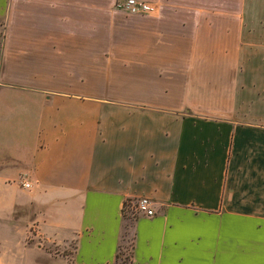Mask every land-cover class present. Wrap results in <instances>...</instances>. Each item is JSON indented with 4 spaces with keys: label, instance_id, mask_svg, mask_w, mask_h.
I'll list each match as a JSON object with an SVG mask.
<instances>
[{
    "label": "crops",
    "instance_id": "1",
    "mask_svg": "<svg viewBox=\"0 0 264 264\" xmlns=\"http://www.w3.org/2000/svg\"><path fill=\"white\" fill-rule=\"evenodd\" d=\"M145 1L0 0V264H264V0Z\"/></svg>",
    "mask_w": 264,
    "mask_h": 264
},
{
    "label": "built area",
    "instance_id": "2",
    "mask_svg": "<svg viewBox=\"0 0 264 264\" xmlns=\"http://www.w3.org/2000/svg\"><path fill=\"white\" fill-rule=\"evenodd\" d=\"M116 8L125 11L128 14H151L156 10V6L145 0H116ZM29 187V183H24ZM124 214L131 218L139 216L152 217L156 214L153 202L148 197L128 200L124 205Z\"/></svg>",
    "mask_w": 264,
    "mask_h": 264
},
{
    "label": "rangeland",
    "instance_id": "3",
    "mask_svg": "<svg viewBox=\"0 0 264 264\" xmlns=\"http://www.w3.org/2000/svg\"><path fill=\"white\" fill-rule=\"evenodd\" d=\"M127 218H131L128 217V215H126ZM130 227H131V223H127L126 225V230L123 233V237H122V244L124 245V247L121 248L120 250V254H119V264H129L130 262V254H131V236H130ZM54 249V248H52ZM67 252H71V249H68Z\"/></svg>",
    "mask_w": 264,
    "mask_h": 264
}]
</instances>
